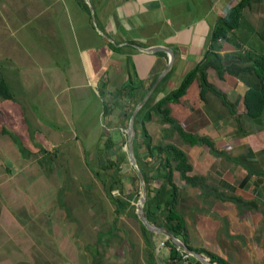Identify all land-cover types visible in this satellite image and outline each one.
<instances>
[{"label":"crops","instance_id":"1","mask_svg":"<svg viewBox=\"0 0 264 264\" xmlns=\"http://www.w3.org/2000/svg\"><path fill=\"white\" fill-rule=\"evenodd\" d=\"M237 1L0 0V77L12 95L0 99L2 123L8 127L22 122L34 130V137L47 142L73 131L95 135L91 132H99L98 122L125 119L166 68L168 52L147 48L162 47L172 54L171 66L156 84V101L203 59L217 19ZM241 21L240 30L231 32L234 42L218 41L222 61L235 59L241 46L242 55L261 53L254 50L251 38L264 27V0L244 7ZM206 75L225 95L226 104L210 92L201 99L194 78L166 107L184 131L206 138L212 150L204 142L190 143L175 132L169 134V125L154 113L144 127L152 138L158 134L149 132L148 124L160 121L159 135L179 137L177 146L191 166L187 174L202 178L192 186L176 170L171 173L174 210L183 222L185 245L212 264H264V108L250 118L242 103L243 91L259 88V81L247 72L218 76L212 67ZM46 89L57 105L52 115H63L54 120L60 127L40 124L28 103L36 96L42 112L40 96ZM93 112L94 121L88 122ZM105 130L107 137L110 129ZM154 182L151 185L157 187ZM154 238V263L167 264L171 250L158 247L163 236ZM176 264L194 263L182 258Z\"/></svg>","mask_w":264,"mask_h":264},{"label":"rangeland","instance_id":"2","mask_svg":"<svg viewBox=\"0 0 264 264\" xmlns=\"http://www.w3.org/2000/svg\"><path fill=\"white\" fill-rule=\"evenodd\" d=\"M251 43L255 51L264 53V42L259 36L252 35ZM242 48L237 51L239 55ZM42 92L43 111L36 96L29 100L30 108L43 126L60 127L54 120L63 115L58 112L55 117L52 115L57 105L51 101L48 89ZM93 115L94 112L88 122L94 121ZM2 119L0 112V125ZM127 120H120L118 116L116 121L102 120L97 123L99 132H91L95 133L91 137L87 136L88 132L73 131L70 134L74 136L58 134L50 137V142L39 135L34 137V130L22 122L15 126L8 124L30 154L21 157L10 138L0 134V264H149L141 227L132 215L140 193L134 168L130 165L118 176L122 187L120 196L131 194V197L130 206L116 221L113 220L114 205L104 187L112 172L111 168H102L106 156L115 159L123 153L126 159ZM159 125L160 121L148 124L149 132L158 134L151 138L152 143L179 144L177 136L159 135ZM105 127L110 129L106 133L113 142L110 148L104 147ZM37 130L43 134L41 128ZM136 137L140 139L141 133ZM138 151L142 162L151 163L140 142ZM149 172L153 174V169ZM111 193L117 195L115 189ZM99 232L107 235L97 244ZM159 236L162 235L154 234ZM154 237L151 239L156 252L157 238Z\"/></svg>","mask_w":264,"mask_h":264},{"label":"trees","instance_id":"3","mask_svg":"<svg viewBox=\"0 0 264 264\" xmlns=\"http://www.w3.org/2000/svg\"><path fill=\"white\" fill-rule=\"evenodd\" d=\"M251 2L252 0H238L226 11L223 16L219 17L211 30L207 51L203 59L185 72L179 84L174 89L154 101L155 92L158 90L157 85L148 99L137 110L133 119V128L135 133L132 138V151L135 162L141 171L142 179L145 185L143 213L149 222L163 226L174 236L178 237L184 244L186 242L184 236L182 235L184 229L183 222L181 217L174 210L176 187L171 183V173L173 170H176L179 177L185 183L192 186L198 182L201 183L200 181L202 178L187 174L190 171L191 166L187 162V157L180 147L171 142L163 143L162 141H158L156 143H152L151 137L147 133L144 124L150 119L151 113H154L159 116L161 122L169 125V134L175 132L183 140H187L190 143L194 141L204 142L209 146L210 150H212L211 143L206 138H198L184 131L180 124L168 115L169 110L166 107L167 102L176 101L177 98L185 92V89L194 78H196L198 82L199 97L201 99L204 98L207 92H210L217 96L223 104H226L227 101L225 95L215 89L207 79L206 69L208 67L214 68L218 76H221L223 72L231 75H238L246 72L253 73L258 78L259 88L245 89L242 93V103L245 114L248 117L256 118L262 113L264 108V53L253 54L252 52L246 51L243 55H235V59H237L238 62L224 64L222 57L217 52L220 47L218 43L219 40L227 42L231 41L232 43L233 40L230 39L231 32L234 29L241 27L243 24L241 21V10L246 6H249ZM258 34L264 41V27L260 29ZM11 98L12 95L7 84L4 79L0 77V99ZM133 106L134 105L130 107L126 118L129 117ZM103 109L106 110V107H103ZM0 131L1 133L7 134L11 138L21 157H26L30 154V151L21 143L18 136L12 132V130H9L6 125H1ZM137 133H141L140 139L136 137ZM139 142L146 155L151 158V163L141 161L138 152ZM104 143L105 148H110L113 145L109 136L105 138ZM37 146L40 151L46 153V150H44L42 146L38 144ZM124 156L125 155L123 153L115 159L106 156L105 163L102 165V168L104 169H112L110 179L104 183V187L109 200L114 205L115 216L113 217V220L115 221L117 216L124 213L130 206L129 198L131 197V194L123 198L120 196L122 193V187L121 180L118 176L125 169L130 167L127 155L126 159ZM151 168L155 169L153 170V174L149 173ZM96 174L98 175L97 171H95V175ZM103 180L104 179L101 181ZM151 181H156L158 186L154 187L151 185ZM113 189L117 191V195H113L111 193ZM131 207L134 208V205H131ZM132 215L136 218L134 210ZM139 225L141 227L142 237L147 247L146 260L149 264H155V255L153 251L154 245L151 239V235L153 234L146 230L140 222ZM106 235L107 232L97 233V244L102 243V239L106 237ZM163 243L171 250V255L168 257L167 264H176L177 260H182L181 252L178 253L180 250L177 249L173 243H171L168 239H164ZM173 255L174 258H172ZM188 259L193 260L194 264H201L192 256H189Z\"/></svg>","mask_w":264,"mask_h":264},{"label":"water","instance_id":"4","mask_svg":"<svg viewBox=\"0 0 264 264\" xmlns=\"http://www.w3.org/2000/svg\"><path fill=\"white\" fill-rule=\"evenodd\" d=\"M155 49H161V50L168 52L169 58H168L166 68L157 76V78L155 79V81L153 82L151 87L148 89V91L145 93L143 98L133 107V109L129 115L127 125H126V141H125V144H126V150H127V159H128L129 164L134 168V170H135V172L139 178V181H140V193H139V197L135 203L134 213L136 215L137 220L144 226V228L146 230H148L152 234L162 235L164 238L168 239L171 243H173L176 247L185 251L190 256L194 257L195 259H197L200 263L212 264L207 259H205L201 254H199L195 250L187 247L178 237L174 236L166 228H164L163 226L157 225L155 223L149 222L143 213V204L145 201V185H144V182L142 179L141 171L135 162V159L133 156V151H132V138L134 136L133 119H134V116H135L137 110L148 99V97L150 96L154 87L156 86L158 81L162 78V76L166 73V71L169 69V67L171 66V63H172V54L168 49H164L162 47L161 48L160 47H157V48L150 47V48H147L146 51H152ZM232 62H238V60L233 59V58H226L223 60L224 64H229Z\"/></svg>","mask_w":264,"mask_h":264},{"label":"built area","instance_id":"5","mask_svg":"<svg viewBox=\"0 0 264 264\" xmlns=\"http://www.w3.org/2000/svg\"><path fill=\"white\" fill-rule=\"evenodd\" d=\"M166 239V238H164ZM164 241V240H163ZM163 241H161L159 244H158V247H161L164 245ZM177 249H179L178 247H176ZM180 252H181V255H182V258H188L190 255L188 253H186L185 251L179 249Z\"/></svg>","mask_w":264,"mask_h":264}]
</instances>
